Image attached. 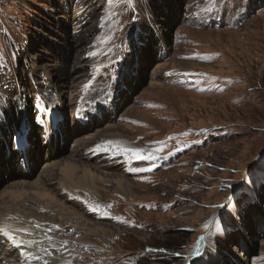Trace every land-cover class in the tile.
Instances as JSON below:
<instances>
[{
	"label": "rangeland",
	"instance_id": "rangeland-1",
	"mask_svg": "<svg viewBox=\"0 0 264 264\" xmlns=\"http://www.w3.org/2000/svg\"><path fill=\"white\" fill-rule=\"evenodd\" d=\"M55 1L0 0V67L8 75L1 93L18 96L23 77L37 88L42 70L50 69L49 78L56 82L53 74L58 69L62 75L66 71L71 77L78 76L73 84L75 78L67 81L70 90L57 84L68 106H76L81 99L98 102L102 98L86 100L101 90L105 80L103 64L98 62L106 55L96 54L124 46L129 54L125 50L110 57L124 62L131 54L125 67L133 62L138 66L133 69V63L125 68L119 84L111 82L115 95H110L117 106L105 113L110 119L100 116V125L87 128L82 135L101 131L111 123L116 126L111 132L127 143L142 144L145 151L140 154L143 159L133 158L142 167L143 174L135 181L139 186L126 194L124 210L116 209L129 230L90 219V224L82 225L87 224L97 235L88 242L91 251L86 254L85 250L83 259L67 258H73V264H264V0H57L65 5L61 13L66 18L59 17ZM43 21L50 29L56 25V33L69 30L72 22L78 28L82 38L75 44L69 37L65 45L76 60L74 74L66 60L60 61L61 47L54 43V31L39 27ZM155 36L163 40L162 47ZM38 37L53 44V56L48 60L49 50L42 54L47 47ZM65 40L61 35V42ZM26 49L41 62L38 70H26L36 63L23 54L16 56ZM80 65L83 71H77ZM165 78L171 84L164 83ZM123 82L125 88L121 89ZM58 99L51 94L46 104L57 105ZM17 100L8 102L13 115L7 117L5 132L9 121L19 117ZM29 101L24 95L26 107ZM67 113L63 118L69 126ZM120 117L126 123L118 126ZM72 128L73 124L66 129V137L71 138L68 151L65 146L60 154L54 151L47 159L43 150L38 161L31 155L40 163L28 180L38 177L44 164L61 161L70 153ZM102 134L96 139L117 137ZM2 158L0 155V193L11 181L22 178L5 173ZM74 172L71 168L69 175L75 176ZM117 174L121 173L110 176ZM81 200L85 207L95 204ZM129 200L143 203L133 216H129ZM132 217L134 223H130ZM139 224L143 229L138 230ZM99 226L105 230L101 236ZM121 257L123 261H118Z\"/></svg>",
	"mask_w": 264,
	"mask_h": 264
},
{
	"label": "bare ground",
	"instance_id": "bare-ground-1",
	"mask_svg": "<svg viewBox=\"0 0 264 264\" xmlns=\"http://www.w3.org/2000/svg\"><path fill=\"white\" fill-rule=\"evenodd\" d=\"M78 22L80 23V21ZM88 27L87 23L83 24L85 30ZM85 30L82 31L85 32ZM80 38L82 37L78 35V40L75 41V44ZM137 64L138 63H134L132 68L136 70ZM81 65L77 71H83L84 67H82V69ZM72 71L73 74L76 72V70ZM62 72L64 75H62L58 69L54 72L53 77L56 82L50 80V83L53 84L55 88H53V91L50 90L46 93L41 101H43L42 104L45 105V109L47 107L52 108L55 110L57 116H64L67 109H71L70 112L73 113V132L70 135L74 139L70 146V153L67 152L68 154L60 159L61 161L57 159L44 164L39 171V176L32 180H28L29 176H23L21 172L22 168L19 165L16 166V173H14L13 177L22 178L11 181L6 189L0 193V219L3 218L12 226H20L23 229L24 239L27 240V246L33 241L44 242L45 246L48 242H52L53 246L42 250L43 256L48 264H73V258H67L69 255H74V259L76 256L83 259L84 256H82V253L84 254L85 250L87 251L86 254L91 251L92 248L90 247L91 245L89 246L88 242L97 235H94V231L89 229L90 226H87V224H90V219H94L99 223L100 221L122 223L121 219L117 217L118 214L116 213V209L118 212L124 210H122V204L127 201L128 196L126 194L136 190L135 188L139 185H137L138 183L136 184L135 181L137 182L139 176L143 174L142 167L136 166V160L133 159L137 156L132 157V155H135L134 153L142 154L145 152L142 150L144 148L142 144L127 143L126 139H123L124 137L122 138L118 136L119 134L111 132L116 128V126L111 123L106 124L101 131H97V129L94 133L82 135L88 129L83 131L80 124L76 121V118L78 115L82 117L85 116L82 112L77 113V109L85 103V100L81 99L76 106H68L65 98L61 96V89H59L57 85L59 83L62 89L65 90L68 83L67 81H70L71 78H75L72 81L73 84L76 82L75 80H77L78 76L71 77L69 72ZM79 74H81V72ZM132 76H134V74H132ZM97 78L98 75H96L94 79H91V81L94 82ZM85 82L87 83V80ZM120 87L121 89L125 88L124 82L121 83ZM52 93L55 94L56 97H59L57 105L46 104V101ZM108 93L115 95L114 89H109ZM111 98L114 100V97ZM87 104L91 105L90 108L86 110L88 115L93 116V123L91 126L99 122L98 118H100V116L103 117V119L109 120L110 117L105 116V113H107V111H115L114 109L117 106V103L108 106L103 102L101 105L96 106V101ZM36 111L38 114L45 112L42 108ZM12 115L13 112L9 110V106L0 113V137L5 138V123L7 117H11ZM18 116V123L16 122L17 126L14 125V131H16L13 132L14 136L23 133L26 127L32 126V118L23 102H21V106L18 107ZM119 120L121 122L117 124L118 126L126 123L124 118L121 119L120 117ZM89 127L90 126L87 128ZM59 129V133L62 135L64 132H61L62 127ZM8 130H10V128H8ZM102 132H105L106 136L117 137L113 140L103 138L96 139L97 136L104 135ZM70 139L68 135V137L62 139V142L67 145ZM94 140L98 141L94 144ZM140 140L142 139L140 138ZM98 146L100 147L98 148ZM87 148H91V150ZM52 149H54L52 145L45 148L44 151H46V153L44 158L49 159L50 155L47 156L46 154ZM30 154L31 151H28V157ZM31 155H34V152ZM41 159L42 155L40 157V160ZM12 160L13 157H10V159L8 158V160L2 158L1 164L4 166L3 170L5 173H8ZM36 161L33 156H31V163L29 165V169L31 167V173H34V170L38 168L40 161L37 163ZM71 168L75 169V176L69 175V170ZM113 173L121 174H117L116 177L110 176V174ZM106 176L111 179L105 178ZM0 178H2V175H0ZM110 184L114 187H110ZM121 196H123V198ZM81 199L85 200L86 203L87 200H89V202L94 201L95 204H89V206L85 207L87 204H84ZM128 202L130 206L129 211L132 210L130 212L128 211L130 213L129 216H133L132 212L138 211L140 206L143 205V203H139L138 200H129ZM78 209H82L84 211L83 214ZM14 215L19 216V219L13 220ZM109 217L111 219H109ZM82 223L87 224L85 226L82 225ZM130 223H134L133 217ZM97 231H99L98 236L101 233L105 234V230L101 227L97 229ZM96 249L101 250L102 248L101 246H96ZM54 253L58 254V256L54 257ZM15 254L16 253L10 251L6 245H2V242L0 243V264H28V259L22 260L19 253ZM62 257H66L67 259L61 261Z\"/></svg>",
	"mask_w": 264,
	"mask_h": 264
},
{
	"label": "snow or ice",
	"instance_id": "snow-or-ice-1",
	"mask_svg": "<svg viewBox=\"0 0 264 264\" xmlns=\"http://www.w3.org/2000/svg\"><path fill=\"white\" fill-rule=\"evenodd\" d=\"M100 146H98V148H99ZM138 158H140V159H143L144 157L142 156V155H140V153H134ZM0 232H3V234L5 235V236H9V233L6 231V230H4V229H0ZM11 238V237H10ZM13 243L15 244V241L13 240ZM20 245L19 244H16V247H19Z\"/></svg>",
	"mask_w": 264,
	"mask_h": 264
}]
</instances>
